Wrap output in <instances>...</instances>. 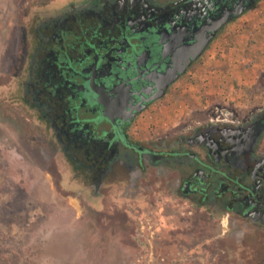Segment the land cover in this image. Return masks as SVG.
I'll return each instance as SVG.
<instances>
[{"label":"flooded vegetation","instance_id":"af4514ba","mask_svg":"<svg viewBox=\"0 0 264 264\" xmlns=\"http://www.w3.org/2000/svg\"><path fill=\"white\" fill-rule=\"evenodd\" d=\"M251 1L46 0L23 26L30 49L15 75L18 99L98 197L113 187L116 198L134 207L144 198L155 211L145 198L164 194L208 218L229 217L239 243L253 229L264 235V106L240 119L190 117L162 135L136 126L153 103L136 112L144 97L207 39L163 97Z\"/></svg>","mask_w":264,"mask_h":264},{"label":"rangeland","instance_id":"374dc122","mask_svg":"<svg viewBox=\"0 0 264 264\" xmlns=\"http://www.w3.org/2000/svg\"><path fill=\"white\" fill-rule=\"evenodd\" d=\"M45 1L0 0V264H253L251 248L264 258L257 229L239 243L229 217L208 218L164 194L145 198L155 211L144 198L130 206L113 187L102 199L69 168L18 99L15 75L30 49L23 26ZM262 106L264 0H258L153 100L136 126L162 135L190 117L194 124L227 113L240 119Z\"/></svg>","mask_w":264,"mask_h":264},{"label":"water","instance_id":"95a60500","mask_svg":"<svg viewBox=\"0 0 264 264\" xmlns=\"http://www.w3.org/2000/svg\"><path fill=\"white\" fill-rule=\"evenodd\" d=\"M255 0H252L251 2H247L245 7L243 8H240L236 11H234L229 17H227L224 21L226 20H229V19H232V18H235L237 16H239L247 7L248 5H250L252 2H254ZM223 21V22H224ZM219 27V25L216 27V29ZM207 43V39H205L202 44L196 49L195 53L190 56V58H187L184 62H182L179 66V68L175 69L174 72L167 78L165 79V81L160 85L159 89L157 92L153 93V94H149L147 95L146 97H144V102L142 103V105H140L136 112L137 111H140L145 105L146 103H148L149 101L151 100H154L156 98H159L163 95V93L165 92V89L166 87L171 83L173 82L184 70L185 68L188 66V64L191 62L192 59H194L195 57H197V55H199L202 50L205 48V44ZM143 99V98H142Z\"/></svg>","mask_w":264,"mask_h":264}]
</instances>
